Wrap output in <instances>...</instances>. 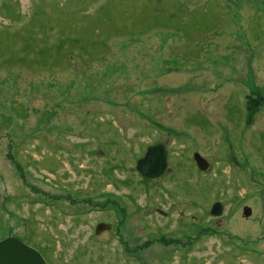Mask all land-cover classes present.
I'll list each match as a JSON object with an SVG mask.
<instances>
[{"label": "rangeland", "instance_id": "374dc122", "mask_svg": "<svg viewBox=\"0 0 264 264\" xmlns=\"http://www.w3.org/2000/svg\"><path fill=\"white\" fill-rule=\"evenodd\" d=\"M160 143L172 173L145 181ZM113 203L132 243L94 235ZM11 235L47 264H264V0H0Z\"/></svg>", "mask_w": 264, "mask_h": 264}, {"label": "water", "instance_id": "95a60500", "mask_svg": "<svg viewBox=\"0 0 264 264\" xmlns=\"http://www.w3.org/2000/svg\"><path fill=\"white\" fill-rule=\"evenodd\" d=\"M168 150L164 144L149 147L143 159L137 163V171L146 180L162 178L168 168ZM194 161L200 171L206 172L210 168L209 162L201 154L195 153ZM223 206L216 203L212 210L213 216H221ZM245 217L251 215V209L244 210ZM107 227V229H103ZM111 226L99 225L97 234L108 230ZM0 264H47L42 254L21 240L10 237L0 241Z\"/></svg>", "mask_w": 264, "mask_h": 264}, {"label": "flooded vegetation", "instance_id": "af4514ba", "mask_svg": "<svg viewBox=\"0 0 264 264\" xmlns=\"http://www.w3.org/2000/svg\"><path fill=\"white\" fill-rule=\"evenodd\" d=\"M250 104H249V107H248V110H249V113H250V115H253V114H257V112H258V108H257V103L256 102H254V98L252 97L251 98V100H250V102H249ZM146 154V153H145ZM145 156V155H144ZM10 158L11 157H8V160H10ZM144 157H141L140 159H138V161H137V163L139 162V160H141V159H143ZM193 159H194V157H193ZM167 162H168V157H167ZM137 163H136V170H137ZM13 165H14V167H15V170H13L14 172H17V174H18V169H19V166H18V164H17V162H15V161H13ZM196 166H197V164H196ZM13 171H11V173H13ZM169 171H170V173H172V170H171V168H170V166H169V164H168V168H167V171H166V173H165V175L162 177V178H159V179H154V180H145L143 177H142V175L140 174V176L145 180V181H154V182H159L160 180H162L166 175H168L169 174ZM8 177V176H7ZM21 178V177H20ZM22 179V178H21ZM23 180V182H25V183H27V181L26 180H24V179H22ZM8 186V188L10 187V185H7ZM30 189H33V191L35 190L37 193H38V189L36 188V186H29V185H27ZM68 198L70 199V201H71V199H72V197H70V196H68ZM49 199H53V197L51 196V198H49ZM75 201L76 200H73L72 199V202L73 203H71V204H75ZM88 203H91V204H88V206H93L94 207V205L92 204V202H88ZM116 203H113L112 205H113V207H110L109 209H105V211H103V213H102V215H106V213L107 212H109V216L110 217H113V220H108V219H106L107 217H105V218H103V220L101 221V222H98L95 226H94V235L95 236H101L100 234H97V228H98V226L99 225H107V226H111V228H108V230H106V233H111V238L112 239H115L116 240V242L117 243H122V244H124L125 243V239L124 238H127V240L128 241H130L131 243H132V237L130 236V233H129V231H128V226H129V224H126V225H124L123 223H120V222H117L118 221V219H117V213L115 212V210H114V205H115ZM214 207V206H213ZM213 207H212V209H211V215H212V210H213ZM80 208H82V207H80ZM96 208V207H95ZM120 209H121V211H127V209H125V208H122V207H120ZM108 210V211H107ZM81 212L82 213H84L83 215H85V212L86 211H79V213L81 214ZM213 216V215H212ZM115 220V221H114ZM51 221H52V219H51ZM103 229H107V227H105L104 226V228ZM129 229L131 230V228H130V226H129ZM108 231V232H107ZM32 233V232H31ZM30 233V234H31ZM105 234V233H104ZM103 234V235H104ZM10 237H14V238H17V239H19V240H21L20 239V236H14V235H11V236H8L7 238H10ZM28 237V236H27ZM145 249H147L148 250V248H146L145 246L143 247V248H140V250H141V252H144V250Z\"/></svg>", "mask_w": 264, "mask_h": 264}]
</instances>
